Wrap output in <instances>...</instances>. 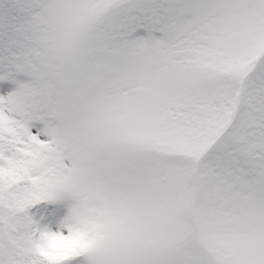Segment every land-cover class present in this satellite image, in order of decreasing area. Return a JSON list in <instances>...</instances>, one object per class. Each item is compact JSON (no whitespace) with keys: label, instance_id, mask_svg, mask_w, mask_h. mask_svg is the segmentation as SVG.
<instances>
[{"label":"snow or ice","instance_id":"snow-or-ice-1","mask_svg":"<svg viewBox=\"0 0 264 264\" xmlns=\"http://www.w3.org/2000/svg\"><path fill=\"white\" fill-rule=\"evenodd\" d=\"M0 81V264H264V0H0Z\"/></svg>","mask_w":264,"mask_h":264},{"label":"trees","instance_id":"trees-1","mask_svg":"<svg viewBox=\"0 0 264 264\" xmlns=\"http://www.w3.org/2000/svg\"><path fill=\"white\" fill-rule=\"evenodd\" d=\"M55 211L56 206L54 201H40L28 209V212L33 216V219L42 226H48L54 216ZM82 260H84L83 256L78 257L73 260L71 264H76Z\"/></svg>","mask_w":264,"mask_h":264},{"label":"rangeland","instance_id":"rangeland-1","mask_svg":"<svg viewBox=\"0 0 264 264\" xmlns=\"http://www.w3.org/2000/svg\"><path fill=\"white\" fill-rule=\"evenodd\" d=\"M13 87L14 85H12L8 81H0V94H4L6 91H10ZM72 203H74V201L69 197L56 200V211L51 222L48 224V227H50L52 230H57L60 221L65 215H67L69 207ZM76 264H79V262H77Z\"/></svg>","mask_w":264,"mask_h":264},{"label":"clouds","instance_id":"clouds-1","mask_svg":"<svg viewBox=\"0 0 264 264\" xmlns=\"http://www.w3.org/2000/svg\"><path fill=\"white\" fill-rule=\"evenodd\" d=\"M57 230H58V229H57ZM56 244H58V242L55 241V240H52L50 237L45 238V239L42 241V245H43L45 248L49 247V245H56Z\"/></svg>","mask_w":264,"mask_h":264}]
</instances>
